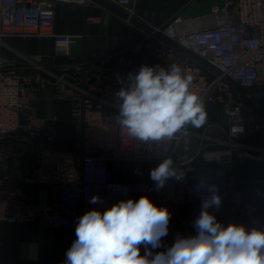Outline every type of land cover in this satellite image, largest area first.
Wrapping results in <instances>:
<instances>
[{
  "label": "built area",
  "instance_id": "obj_1",
  "mask_svg": "<svg viewBox=\"0 0 264 264\" xmlns=\"http://www.w3.org/2000/svg\"><path fill=\"white\" fill-rule=\"evenodd\" d=\"M106 1L141 20L136 0ZM60 3L81 5L85 11L102 8L94 0H0V224L35 223L43 229L61 231L62 244L48 264H63L66 251L76 239L78 218L86 211L103 213L121 200L147 196L171 213L168 234L162 238V246L153 250L166 251L177 235L193 236L178 206L202 203L210 195L205 190L209 184L216 185L221 197L219 184L195 181L196 164H215L230 170L235 163V147L241 149L242 157L254 158L264 152L240 142L260 131L261 125L246 113L225 81L251 97L264 92V0H222L206 16L185 19L178 15L163 25H150L220 71L218 74L158 40L159 65L167 68L177 64L191 74V88L203 99L205 110L218 104L228 121L220 126L226 140L214 146L205 143L212 128L206 121L204 133L196 134L199 143L193 155L183 151L192 135L190 125L168 142V153L124 137L114 119L120 81L111 68V53H84L77 61L51 69L28 58H23L22 67L11 66L3 56V40L14 36L50 37L58 56L73 59L71 47L77 36L56 31ZM124 21L136 27L130 20ZM139 30L147 38H154ZM122 60L129 63L130 56L126 54ZM49 87L54 99L71 103L72 150H56V128L37 115L40 94ZM166 154L186 175L183 180L169 179L157 191L150 172L142 166H158ZM30 161L35 165L33 170ZM29 172L40 186L37 200L24 186ZM93 196L103 203H89ZM232 203L224 226L237 223L249 230H264V201L233 199Z\"/></svg>",
  "mask_w": 264,
  "mask_h": 264
},
{
  "label": "clouds",
  "instance_id": "obj_2",
  "mask_svg": "<svg viewBox=\"0 0 264 264\" xmlns=\"http://www.w3.org/2000/svg\"><path fill=\"white\" fill-rule=\"evenodd\" d=\"M192 82L193 76L177 64L167 68L142 65L138 72L129 73L115 94L118 113L114 119L124 137L168 153V142L186 126L199 129L205 125V104L192 90ZM185 175L167 154L150 171L157 191L169 179L183 180ZM205 190L210 195L203 199L194 221L196 234L177 235L166 251L153 250L162 246L168 234L171 213L147 196L121 200L103 213L86 211L78 218L76 239L63 264H264V230H249L237 223L224 226L209 211L221 205L216 185L209 184ZM89 203L103 201L93 196Z\"/></svg>",
  "mask_w": 264,
  "mask_h": 264
},
{
  "label": "crops",
  "instance_id": "obj_3",
  "mask_svg": "<svg viewBox=\"0 0 264 264\" xmlns=\"http://www.w3.org/2000/svg\"><path fill=\"white\" fill-rule=\"evenodd\" d=\"M222 0H136L138 17L151 26H160L175 16L185 19L206 16L215 4ZM1 16V14H0ZM56 31L60 34L77 36L71 47L73 59L58 56L53 39L50 37H8L3 40L4 57L11 66H24L23 58H28L48 68L77 61L85 54L108 52L114 55L111 68L120 81H126L129 73L138 72L142 65H159L156 50L159 41L147 38L136 27L128 24L119 16L105 8L85 11L81 5L60 3L57 6ZM130 56V62L122 60L124 55ZM120 90V89H119ZM242 94L251 98V106L264 121V99L255 98L249 93ZM246 113L251 115L246 109ZM207 123L212 127L207 131V144L218 145L219 140L225 141L220 126L227 124L224 110L218 104L207 106ZM37 115L43 118L48 126L57 130L55 148L69 151L74 148L73 128L71 127V103L54 99L53 89L42 92L38 101ZM192 135L187 138L184 153L193 155L199 140L196 134L204 133V128L191 127ZM243 144L264 150V128L248 134L240 140ZM235 163L227 170L215 164L197 163V171L193 173L195 181H209L220 185L221 205L218 209H209L217 220L224 225L228 214L233 210V199L264 201V152L257 156L242 157L241 149L234 148ZM30 170H33L34 164ZM24 184L26 190L37 200L39 184L33 180L32 172ZM201 203H187L178 206L177 211L191 226L192 234L195 219L200 214ZM63 234L59 230L40 228L35 223L0 224V264H48L62 244Z\"/></svg>",
  "mask_w": 264,
  "mask_h": 264
},
{
  "label": "water",
  "instance_id": "obj_4",
  "mask_svg": "<svg viewBox=\"0 0 264 264\" xmlns=\"http://www.w3.org/2000/svg\"><path fill=\"white\" fill-rule=\"evenodd\" d=\"M94 1H96L98 4H100L103 8L107 9L111 13L119 16L120 18H122L124 20H130V22L133 25H135L139 29L143 30L144 32L152 35L157 40H159V41H161L163 43H166L167 45L173 47L174 49L178 50L179 52L191 57L192 59H194L195 61H197L199 63H202V64L208 66L209 68H211L212 70H214L215 72L220 74V71L217 68L212 67L209 63H207L206 61L201 59L195 53L191 52L190 50H187L186 48H184L181 45L177 44L173 40L165 37L159 31H157L156 29H154L153 27H151L147 23L139 20L136 17H131L128 13L124 12L122 9H120L119 7L109 3L106 0H94ZM225 81L228 84V86L230 87V89L232 90V92L234 93V95L236 96V98L243 104V106L246 109H248L250 111L252 116H254L258 120V122L260 123L261 127L264 128V121L260 118V116L258 115L256 110L251 106L250 101H252V99L251 98H246L242 94V92L238 88H236L228 79H225Z\"/></svg>",
  "mask_w": 264,
  "mask_h": 264
},
{
  "label": "rangeland",
  "instance_id": "obj_5",
  "mask_svg": "<svg viewBox=\"0 0 264 264\" xmlns=\"http://www.w3.org/2000/svg\"><path fill=\"white\" fill-rule=\"evenodd\" d=\"M254 97L257 98V99L262 98V97H264V92L261 93V94H259V93L258 94H255ZM142 167H143V169L145 171H149L150 172L151 169H153V168H155L157 166L156 165H143Z\"/></svg>",
  "mask_w": 264,
  "mask_h": 264
},
{
  "label": "trees",
  "instance_id": "obj_6",
  "mask_svg": "<svg viewBox=\"0 0 264 264\" xmlns=\"http://www.w3.org/2000/svg\"><path fill=\"white\" fill-rule=\"evenodd\" d=\"M241 91L245 93V91H243V90H241Z\"/></svg>",
  "mask_w": 264,
  "mask_h": 264
}]
</instances>
